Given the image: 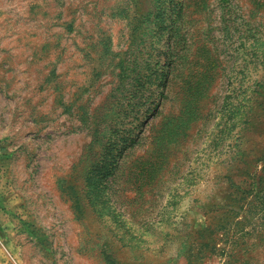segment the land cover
<instances>
[{"label": "rangeland", "instance_id": "1", "mask_svg": "<svg viewBox=\"0 0 264 264\" xmlns=\"http://www.w3.org/2000/svg\"><path fill=\"white\" fill-rule=\"evenodd\" d=\"M0 264H264V0H0Z\"/></svg>", "mask_w": 264, "mask_h": 264}]
</instances>
